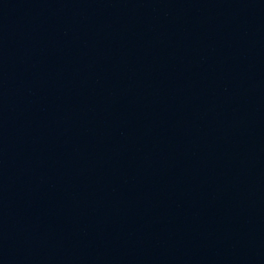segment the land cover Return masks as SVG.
Wrapping results in <instances>:
<instances>
[{
  "label": "water",
  "instance_id": "water-1",
  "mask_svg": "<svg viewBox=\"0 0 264 264\" xmlns=\"http://www.w3.org/2000/svg\"><path fill=\"white\" fill-rule=\"evenodd\" d=\"M264 0H0V264H257Z\"/></svg>",
  "mask_w": 264,
  "mask_h": 264
}]
</instances>
